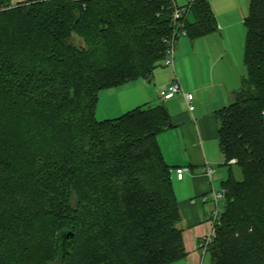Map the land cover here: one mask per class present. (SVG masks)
<instances>
[{"label":"trees","instance_id":"16d2710c","mask_svg":"<svg viewBox=\"0 0 264 264\" xmlns=\"http://www.w3.org/2000/svg\"><path fill=\"white\" fill-rule=\"evenodd\" d=\"M0 0V264H171L187 256L163 104L98 120L102 90L150 80L173 32L171 0ZM187 34L218 30L190 0ZM246 75L217 114L234 173L208 253L264 264V0H250ZM75 200V201H74ZM63 231L74 234L61 259Z\"/></svg>","mask_w":264,"mask_h":264},{"label":"crops","instance_id":"0c3cea01","mask_svg":"<svg viewBox=\"0 0 264 264\" xmlns=\"http://www.w3.org/2000/svg\"><path fill=\"white\" fill-rule=\"evenodd\" d=\"M207 1L215 15L217 31L198 38L188 34L180 37L174 67L161 61L150 80L137 79L102 90L96 108L98 120L115 119L136 108L159 104L165 105L171 115L173 126L158 136V143L171 168L181 216L178 228L183 232L187 252L184 259L171 264H199L204 259L208 252L203 253L199 243L211 229L208 217L215 206L214 193L224 189L237 167L227 163L221 151L217 114L231 103L246 67L244 59L230 47L218 0ZM176 80L185 92L193 94V111L182 95L168 101L161 99L160 90ZM206 166L215 169L212 178L205 174ZM178 168L187 169L181 180L175 173Z\"/></svg>","mask_w":264,"mask_h":264},{"label":"built area","instance_id":"2783aa9c","mask_svg":"<svg viewBox=\"0 0 264 264\" xmlns=\"http://www.w3.org/2000/svg\"><path fill=\"white\" fill-rule=\"evenodd\" d=\"M171 2L173 4L174 9L171 16V25L173 27V32L169 38L165 39L168 48L166 50V55L162 61L166 66L174 67L175 53L177 50L178 40L182 35L187 34V23L190 15L191 6L188 3L187 5L180 7L173 0H171ZM177 95H182L184 97L190 111L194 110L193 94L185 92L178 80H176L173 84L160 90V97L163 101L171 100ZM229 163L231 165L236 164V160L233 159L229 161ZM186 170V168H178L175 170L178 179L181 180L183 178ZM204 172L209 178H212L215 173V169L210 166H206ZM225 193V189H223L221 192L214 193L215 206L208 217V222L210 223L211 229L210 232L199 243V248L203 253L208 252L209 246L212 244L215 238V228L216 225L219 223L222 214V211L220 210V201L225 199ZM205 201L206 199H204V202Z\"/></svg>","mask_w":264,"mask_h":264},{"label":"rangeland","instance_id":"374dc122","mask_svg":"<svg viewBox=\"0 0 264 264\" xmlns=\"http://www.w3.org/2000/svg\"><path fill=\"white\" fill-rule=\"evenodd\" d=\"M173 1L180 7H183L190 2V0H173ZM17 3L24 4L26 6L30 5V2L28 0H13L12 4H17ZM218 4L223 9V12L221 14V21L223 25L226 27L225 33L227 34V37L229 39L230 47L233 50V52L234 50L236 51L234 53H236L237 55H239L244 59L246 35H247V30L244 24V20L249 12L250 0H218ZM192 19L193 16H191V18L189 19L190 23H193ZM183 36L185 35H182L181 38H183ZM234 176L237 180L242 179L241 170L238 167H236L235 169ZM224 202L225 200H223L220 204L221 211L224 208ZM199 264H211L210 254L207 253L204 259L199 262Z\"/></svg>","mask_w":264,"mask_h":264},{"label":"water","instance_id":"95a60500","mask_svg":"<svg viewBox=\"0 0 264 264\" xmlns=\"http://www.w3.org/2000/svg\"><path fill=\"white\" fill-rule=\"evenodd\" d=\"M74 234L68 231H63L59 235L58 247L61 250V259L64 258L65 250L69 244L73 243Z\"/></svg>","mask_w":264,"mask_h":264}]
</instances>
